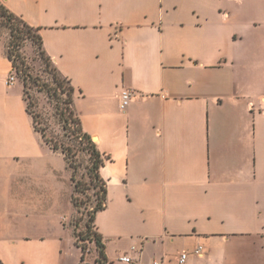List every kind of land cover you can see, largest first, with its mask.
<instances>
[{
    "label": "crops",
    "instance_id": "obj_1",
    "mask_svg": "<svg viewBox=\"0 0 264 264\" xmlns=\"http://www.w3.org/2000/svg\"><path fill=\"white\" fill-rule=\"evenodd\" d=\"M0 1L38 30L108 158L94 219L106 264H180L183 253L182 264H264V0ZM11 72L0 49V189L22 162L19 204L47 192L55 204L67 181L72 206L71 172L35 131L21 86L6 84ZM126 89L136 96L120 111ZM56 217L49 228L7 220L0 264H79Z\"/></svg>",
    "mask_w": 264,
    "mask_h": 264
},
{
    "label": "rangeland",
    "instance_id": "obj_2",
    "mask_svg": "<svg viewBox=\"0 0 264 264\" xmlns=\"http://www.w3.org/2000/svg\"><path fill=\"white\" fill-rule=\"evenodd\" d=\"M9 41L10 31L0 19V49H4L6 52ZM19 55L18 64L26 71L28 77L24 78L19 74L16 77V82L21 86L29 110L35 117L36 127L44 132L47 139L71 152L70 160L73 170H75L74 176L75 182L78 183V190L74 195L76 207L70 204L69 182L67 181L65 184L61 183V195L56 197L55 204H53V196L50 192H47L45 198L42 197L43 201L40 202V206L35 205V196H28L30 197L27 198L29 204H19L18 195L22 190V184H26L21 181L25 165L22 162L16 163L13 170L15 175L13 181H6L4 187L0 189V232L4 231L7 220L10 222L27 220L31 224L42 223L49 228L56 223V215L59 211L63 215V223L66 225L69 223L71 230L74 228L76 235L82 238L85 235L87 213L95 206L96 195H99L98 189H93L88 179L87 170L90 167V162L86 146L76 138L73 131L76 127L74 123L70 122L66 130H63L60 124L57 113L63 110L67 116L69 110V106L65 104V92L58 91V94L55 93L53 96L52 93L44 90V86L47 88L56 86L53 80L54 65L51 60L49 59V65L44 62L38 52L37 45L31 38L21 41ZM51 160L57 165L63 164V159L59 156L52 157ZM48 172L43 169L41 174L43 179H47L49 185L51 176ZM14 201H16L15 207H13ZM21 206H24L23 210ZM71 215L72 217L69 219ZM79 244L84 248L83 260L80 264H95L98 255L95 245L81 240ZM72 252L76 254V251Z\"/></svg>",
    "mask_w": 264,
    "mask_h": 264
},
{
    "label": "trees",
    "instance_id": "obj_3",
    "mask_svg": "<svg viewBox=\"0 0 264 264\" xmlns=\"http://www.w3.org/2000/svg\"><path fill=\"white\" fill-rule=\"evenodd\" d=\"M0 19L2 23L10 31V41L5 54L7 59L10 61L12 65V72L15 75V77H17V75L19 74H21L24 78L28 77L26 71L22 68L21 65L18 64V61L20 59V55H19L20 43L24 39L31 38L33 43L37 45L38 52L41 58L44 60V62L47 65H49V58L46 56L42 48L41 37L37 29L29 26L20 17L10 12L1 3V1H0ZM53 71H54L53 80L56 83V86L54 88L51 87L47 88V86H44V90H46L48 93H52L53 96H55V93L58 94V91H60V93L65 92L66 94L65 104L69 106V110L67 116H65L63 110H60L59 113H57L60 120V124L63 130H66L68 128L70 122L74 123V125L76 126L75 130L73 129L74 134L79 141L85 144L89 156L90 167L87 170L88 179L90 181L91 186H93L92 188L98 189L99 191V195H96L97 198H96L95 206L87 213L88 219L85 223V229H86L84 232L85 235L82 238H80L79 236L76 235L74 228L72 230L74 245L81 252L80 263L82 262L84 255V248L79 244V241L81 240V241H88L95 245L98 254L95 260V264H106L107 259L104 251L105 250L104 243L101 235L96 231L94 219L96 213L104 210L106 207V183L100 177L99 171L100 168L104 165V163L108 160V158L100 153L95 143L92 141V138L82 130L81 121L73 107L74 89L71 86L70 82L66 78L62 77L58 73L55 67L53 68ZM23 97H24V93H23ZM24 100L26 102L25 98ZM26 111L32 118L35 131L40 134L44 143H46L53 151L60 152L63 155L67 168L71 172L70 178L73 187V194L71 201L73 207H76L74 195L78 190V183L75 182V176H74L75 170H73L72 162L70 160V158L72 157L71 152H69L68 150L62 147H59L57 144H54L51 140L46 138L42 130H39L36 127L35 117L30 112L27 102H26Z\"/></svg>",
    "mask_w": 264,
    "mask_h": 264
},
{
    "label": "built area",
    "instance_id": "obj_4",
    "mask_svg": "<svg viewBox=\"0 0 264 264\" xmlns=\"http://www.w3.org/2000/svg\"><path fill=\"white\" fill-rule=\"evenodd\" d=\"M16 81V77L13 74V72H11L6 80V84L8 85H12L14 82ZM136 96V92L133 90H123L120 94H119V98H118V107L120 111H124L125 108L127 107V105L129 104V102ZM195 254L197 256H201V247H198L195 251ZM187 259V254L183 253L180 255L179 257V263L182 264L186 261ZM119 261L124 262L126 264H131L132 260L130 258V256L128 255H123L121 257L118 258ZM153 264H161L159 261L153 262Z\"/></svg>",
    "mask_w": 264,
    "mask_h": 264
}]
</instances>
